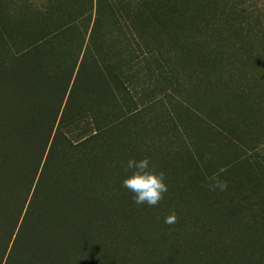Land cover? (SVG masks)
Returning a JSON list of instances; mask_svg holds the SVG:
<instances>
[{
    "label": "trees",
    "instance_id": "obj_1",
    "mask_svg": "<svg viewBox=\"0 0 264 264\" xmlns=\"http://www.w3.org/2000/svg\"><path fill=\"white\" fill-rule=\"evenodd\" d=\"M9 2L0 264H264V6ZM130 157L164 171L155 206L121 186Z\"/></svg>",
    "mask_w": 264,
    "mask_h": 264
},
{
    "label": "clouds",
    "instance_id": "obj_2",
    "mask_svg": "<svg viewBox=\"0 0 264 264\" xmlns=\"http://www.w3.org/2000/svg\"><path fill=\"white\" fill-rule=\"evenodd\" d=\"M124 167L127 174L122 177L121 186L132 193L136 205L155 206L163 199L168 191L165 173L151 165L148 157H130ZM210 187L223 191L227 183L213 177ZM176 218V213L172 212L164 218V223L173 224Z\"/></svg>",
    "mask_w": 264,
    "mask_h": 264
},
{
    "label": "rangeland",
    "instance_id": "obj_3",
    "mask_svg": "<svg viewBox=\"0 0 264 264\" xmlns=\"http://www.w3.org/2000/svg\"><path fill=\"white\" fill-rule=\"evenodd\" d=\"M33 2H34V4L35 5H38V6H42V5H44L45 4V0H32ZM256 1V3H255V6H256V8L258 7V8H262L263 6H264V0H255ZM6 2L8 3L9 2V0H6ZM10 3V2H9ZM8 6H10L9 4H8ZM12 10V9H11ZM12 13H14V11H12ZM38 24H35L34 23V26H37Z\"/></svg>",
    "mask_w": 264,
    "mask_h": 264
}]
</instances>
